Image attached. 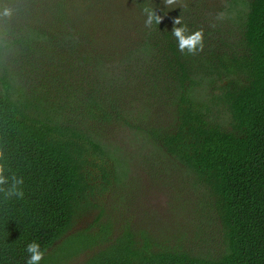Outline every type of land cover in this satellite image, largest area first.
I'll return each mask as SVG.
<instances>
[{"label":"trees","instance_id":"16d2710c","mask_svg":"<svg viewBox=\"0 0 264 264\" xmlns=\"http://www.w3.org/2000/svg\"><path fill=\"white\" fill-rule=\"evenodd\" d=\"M140 149L178 221L137 204ZM0 152V264H264V0H0Z\"/></svg>","mask_w":264,"mask_h":264},{"label":"rangeland","instance_id":"374dc122","mask_svg":"<svg viewBox=\"0 0 264 264\" xmlns=\"http://www.w3.org/2000/svg\"><path fill=\"white\" fill-rule=\"evenodd\" d=\"M141 153H144V155L141 157V160H139L140 156L137 157V154ZM125 154L128 157L134 159L135 162H138V168L135 171V177L137 181H140L143 186H141L140 190L137 189V193H139L137 204L143 206L146 209L145 211H149L151 214L153 213L152 215L155 216V220H157L159 217L163 220H166L168 223L171 221H178L174 213V203L170 197V192L172 188H175V184L178 180H171L164 183L158 181L157 176L154 173V171L157 170L155 168L156 166L147 168V165L145 164L148 161L142 159L145 158V155L148 153L144 152L142 149L137 150L134 156H131L127 152H125ZM150 159L152 158L150 157ZM172 173L174 174V172ZM161 181L163 182V180ZM136 186L138 187L140 185ZM117 193L123 198H120L119 201V198L117 197L118 195H115L113 198L114 204L116 203V200L119 201L118 204H125L126 207L130 204H135L134 201L129 204L131 197H133L132 194H134L133 189L129 192L128 187L121 186L118 188ZM110 202L111 198H109L108 203ZM175 208L180 213L179 208ZM163 234L164 232H162V235Z\"/></svg>","mask_w":264,"mask_h":264},{"label":"clouds","instance_id":"9594fccd","mask_svg":"<svg viewBox=\"0 0 264 264\" xmlns=\"http://www.w3.org/2000/svg\"><path fill=\"white\" fill-rule=\"evenodd\" d=\"M176 0H165L167 5H172ZM147 12V19L145 21L146 26H150L153 22L156 24L161 23V17L156 15L154 12L145 10ZM9 10H5L4 15H10ZM175 25H181V19L176 18L174 20ZM172 35L176 38L178 42V50L181 53L194 55L198 51H203V32L202 30H197L189 34L186 26L174 27L172 30ZM4 155L0 152V161H3ZM11 179L12 183L9 188L0 187V192H4L7 197H23V191L18 187L23 184V178H18L15 174L9 178L5 175V165L0 162V186L7 185ZM27 252L29 257L26 264H39V262L44 257V252L41 250L39 243L33 241L27 245Z\"/></svg>","mask_w":264,"mask_h":264}]
</instances>
